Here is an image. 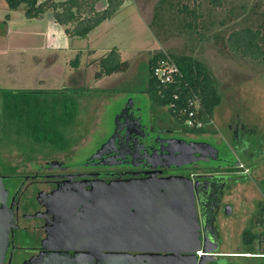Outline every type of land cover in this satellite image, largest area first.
<instances>
[{
  "label": "rangeland",
  "instance_id": "rangeland-1",
  "mask_svg": "<svg viewBox=\"0 0 264 264\" xmlns=\"http://www.w3.org/2000/svg\"><path fill=\"white\" fill-rule=\"evenodd\" d=\"M183 4L197 6V31L186 26L189 16L179 10ZM7 11L0 0V88L49 90L71 86L80 93L76 94L78 110L72 125L76 141L67 150L26 141L9 143L3 140L7 137L0 117V165L63 157L76 146L75 160L83 162L114 130L117 116L130 102L131 110L143 123L157 114L168 121V107L153 104L146 91L148 57L157 51L192 55L210 66L219 80L222 98L204 124L205 134L181 135L191 140L208 139L217 145L221 159L200 162L199 169L224 182L215 219L220 250L250 252H224L238 256L224 258L223 264H264V254L255 253L264 247L260 223H255L259 203L264 201V67L220 44L231 29L244 26L259 27L264 37V0H222L220 6H213L209 0H124L114 15L89 32L95 37L85 42L81 38L71 40L66 25L56 22L50 9L41 18L26 17L22 8L11 10L9 15ZM36 29L41 30V36H36L40 41L52 44L37 47L35 53L43 62H33L29 49H24L21 56L10 52V42L30 39L26 32ZM91 45L95 46L93 56L116 46L121 57L129 61L127 70L95 82L86 68L81 80V62L87 61L91 53L81 48ZM76 54L79 68L71 63ZM54 58V65L40 69L45 60ZM24 152H30L29 156L24 158ZM224 159L229 166H214ZM227 205L230 212H226Z\"/></svg>",
  "mask_w": 264,
  "mask_h": 264
},
{
  "label": "flooded vegetation",
  "instance_id": "flooded-vegetation-1",
  "mask_svg": "<svg viewBox=\"0 0 264 264\" xmlns=\"http://www.w3.org/2000/svg\"><path fill=\"white\" fill-rule=\"evenodd\" d=\"M123 114L83 162L75 160L76 146L63 157L0 165L11 213L3 264H192L177 251L188 245L176 241L179 223L168 234L175 239L164 242L159 228L165 204L147 197L145 182L139 181L177 173L201 180L195 191L196 208L213 254L203 264H223L224 258L238 256L220 250L215 224L224 182L199 169L200 162L221 159L219 152L213 156L217 145L208 139L185 138L181 133L193 132L162 115L143 123L131 106H125ZM24 153V158L30 154ZM214 166L225 168L229 162L224 159ZM128 180L139 188L124 185Z\"/></svg>",
  "mask_w": 264,
  "mask_h": 264
},
{
  "label": "trees",
  "instance_id": "trees-1",
  "mask_svg": "<svg viewBox=\"0 0 264 264\" xmlns=\"http://www.w3.org/2000/svg\"><path fill=\"white\" fill-rule=\"evenodd\" d=\"M8 10L23 9L26 17H40L51 10L54 20L64 24L66 34L71 38H84L99 23L111 17L124 0H3ZM104 1L103 5L98 4ZM162 1V0H160ZM213 6H220L222 0H209ZM189 19L185 24L197 31V6L183 4L180 9ZM9 15V12L6 13ZM221 48H227L233 54L246 58L256 65L264 67V37L259 27H238L231 29L221 38ZM169 54L178 66L179 73L170 82H162L153 74V68L161 58ZM78 54L71 60L78 66ZM95 64L94 77L99 78L113 72H123L129 66L128 59L122 58L116 46L107 49L92 59ZM146 91L153 104L166 105L173 119L186 126L193 133L202 132L204 125L186 123L188 111L194 108L190 101L198 100L194 108V120L204 124L212 118L216 105L221 101L219 80L210 66L203 60L189 54L172 51L152 53L146 63ZM66 89V90H64ZM65 91V92H63ZM77 88L71 86L58 89L40 88H0V117L3 140L11 143L26 141L28 144L55 146L57 150H67L74 145L73 122L77 114ZM57 95V96H56ZM219 181L217 188L221 187ZM264 192V189H263ZM208 216L211 211L208 209ZM258 214H264V201L259 203ZM259 217L261 220L263 217ZM264 238V233H262ZM249 252L248 249H246ZM250 253V252H249ZM255 253H263L261 251ZM264 256V255H263Z\"/></svg>",
  "mask_w": 264,
  "mask_h": 264
},
{
  "label": "water",
  "instance_id": "water-1",
  "mask_svg": "<svg viewBox=\"0 0 264 264\" xmlns=\"http://www.w3.org/2000/svg\"><path fill=\"white\" fill-rule=\"evenodd\" d=\"M131 103L132 102L127 103L126 106H130ZM123 111L124 108L120 111L118 116L123 117ZM136 120L139 122L138 119ZM208 144L212 145L211 143ZM213 147V156L215 158L217 156L218 149L215 146ZM201 158V156L189 157L176 163H186L193 160L196 161ZM2 179L3 175L0 174V264H3L4 252L8 244V227L11 219V213L6 206L7 189L4 187ZM131 181L132 180H128L127 183L129 184L124 185H129V187L133 189L139 188L138 183L132 185V183L135 182ZM139 181L145 182L143 186L144 190L148 193L146 195L147 197L152 199L156 198L165 204V208L161 212V216L164 217L165 220L162 221L163 224L159 228L162 230L161 233H164V242H167L169 238L172 240L175 239L173 235L168 234L171 229L174 228L176 223H179L180 227L178 229L179 233H177L178 238L176 241L188 244L187 246H181L177 250L182 253L181 255H183L184 259L192 264L195 262L203 264L206 260L212 257V248L207 247L206 245L207 238L205 235H202L196 208L195 191H197L199 185L201 184V180H194L193 176L190 174L177 173L158 177H147ZM230 210L231 207L227 205L226 212H230ZM152 238L153 237H151V239ZM143 239L146 240V238ZM198 249L202 250L200 255L196 253Z\"/></svg>",
  "mask_w": 264,
  "mask_h": 264
},
{
  "label": "crops",
  "instance_id": "crops-1",
  "mask_svg": "<svg viewBox=\"0 0 264 264\" xmlns=\"http://www.w3.org/2000/svg\"><path fill=\"white\" fill-rule=\"evenodd\" d=\"M5 6H6V4H5ZM7 7V6H6ZM8 10V9H7ZM16 10V9H15ZM11 10H8L7 12H9V14H11V12H10ZM45 14V13H44ZM43 14V15H44ZM42 15V16H43ZM42 16H40V18L42 17ZM28 18H35V17H28ZM39 18V17H38ZM100 24V23H99ZM95 28V27H94ZM27 34H28V36L30 37V39H28V40H26L25 38H21L17 43L16 42H10V46H12L13 48H11V51L10 52H15L16 53V55L18 56V54L21 56V52L23 53V52H25L26 50H24V49H29L30 51H32L31 52V60L33 61V62H43L42 61V59H41V55L40 54H37V53H35V51H36V49H37V47L38 46H42V45H44L45 46V48H48V46H52V44H51V42L49 41V42H47V41H40V38H38V37H36V36H41V30H39V29H36V30H34V31H32V30H29V31H27L26 32ZM40 33V35H38ZM89 34V33H88ZM93 37H95L94 35H87L86 37H84V38H81V41H84L85 42V40H87V41H89V40H92V38ZM71 39V38H70ZM74 39H76V38H73V39H71V40H74ZM39 40V41H38ZM30 47V48H29ZM81 49H85V50H90L91 51V53H90V55H89V57H88V60L86 61H84V63H83V61L81 62V80H82V75L84 76V73L86 72V68H87V70H89V72L91 73V75H92V77H93V79L92 80H96L95 82H99L100 80H102L103 78H105V77H107V76H111V75H113V74H115V73H117V72H113V73H111V74H107V75H103V76H101V77H99V78H95L94 77V70H95V64L92 62V59H94V58H96V57H98L99 55H97V56H93V53H92V51L95 49V46H90V47H86V48H81ZM105 52V51H104ZM103 52V53H104ZM102 54V53H101ZM100 54V55H101ZM55 61H56V58H54V59H50V60H45V65H42L41 66V68L40 69H42V67H43V69L44 70H47L48 69V67L51 65H54L55 64ZM32 62V63H33ZM31 63V64H32ZM85 63H87V65H85ZM80 66H79V64H78V66L77 67H75V68H79ZM12 88H16V87H12ZM0 108H1V98H0ZM170 121H172V122H174L175 120L173 119V117L172 116H170L169 118H168ZM262 215H260V214H258L257 215V219L260 221V226L258 227V230L260 231V233H261V236H263L262 235V233H264V214H263V219L261 220L259 217H261ZM225 252H243V253H246L247 251H246V249H243L242 251L241 250H239V251H225Z\"/></svg>",
  "mask_w": 264,
  "mask_h": 264
},
{
  "label": "built area",
  "instance_id": "built-area-1",
  "mask_svg": "<svg viewBox=\"0 0 264 264\" xmlns=\"http://www.w3.org/2000/svg\"><path fill=\"white\" fill-rule=\"evenodd\" d=\"M179 73V69L175 61L172 59V57L169 54H166L165 58H161L157 64L153 68V74L155 77L162 81V82H170L175 77V74ZM194 108L198 106V100L194 99L193 101H190ZM194 108L189 109L188 116L186 118V123L189 125L196 124L197 126H202L204 123L200 120H194ZM240 166L242 163L239 164ZM197 254H201L202 250L198 249L196 251Z\"/></svg>",
  "mask_w": 264,
  "mask_h": 264
}]
</instances>
